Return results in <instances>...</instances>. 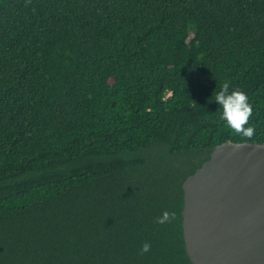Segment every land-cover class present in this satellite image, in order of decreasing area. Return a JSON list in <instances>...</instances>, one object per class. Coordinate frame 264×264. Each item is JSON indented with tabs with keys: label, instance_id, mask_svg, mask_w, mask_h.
I'll return each mask as SVG.
<instances>
[{
	"label": "trees",
	"instance_id": "1",
	"mask_svg": "<svg viewBox=\"0 0 264 264\" xmlns=\"http://www.w3.org/2000/svg\"><path fill=\"white\" fill-rule=\"evenodd\" d=\"M225 81L252 140L220 118ZM247 141L264 0H0V264H193L183 183Z\"/></svg>",
	"mask_w": 264,
	"mask_h": 264
},
{
	"label": "water",
	"instance_id": "2",
	"mask_svg": "<svg viewBox=\"0 0 264 264\" xmlns=\"http://www.w3.org/2000/svg\"><path fill=\"white\" fill-rule=\"evenodd\" d=\"M183 190V235L193 264H264V144L215 146Z\"/></svg>",
	"mask_w": 264,
	"mask_h": 264
},
{
	"label": "clouds",
	"instance_id": "3",
	"mask_svg": "<svg viewBox=\"0 0 264 264\" xmlns=\"http://www.w3.org/2000/svg\"><path fill=\"white\" fill-rule=\"evenodd\" d=\"M30 2V0H29ZM230 90V82L225 81L222 89L215 92V102L223 109L221 120L226 122V126L231 128L235 134L252 140L256 134L255 127L251 125L250 120L254 114V108L250 103L249 97L241 90ZM237 148L240 145L236 146ZM176 218L174 212L165 211L162 216L157 217L156 223H171ZM151 250V244L145 242L141 248V254L148 253Z\"/></svg>",
	"mask_w": 264,
	"mask_h": 264
}]
</instances>
